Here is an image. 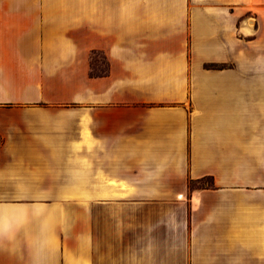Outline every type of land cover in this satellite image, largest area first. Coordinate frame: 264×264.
I'll list each match as a JSON object with an SVG mask.
<instances>
[{"label": "crops", "instance_id": "1", "mask_svg": "<svg viewBox=\"0 0 264 264\" xmlns=\"http://www.w3.org/2000/svg\"><path fill=\"white\" fill-rule=\"evenodd\" d=\"M0 264H264V0H0Z\"/></svg>", "mask_w": 264, "mask_h": 264}, {"label": "rangeland", "instance_id": "2", "mask_svg": "<svg viewBox=\"0 0 264 264\" xmlns=\"http://www.w3.org/2000/svg\"><path fill=\"white\" fill-rule=\"evenodd\" d=\"M92 62H93V73H103L106 70V61L102 54L95 53L91 55Z\"/></svg>", "mask_w": 264, "mask_h": 264}, {"label": "trees", "instance_id": "3", "mask_svg": "<svg viewBox=\"0 0 264 264\" xmlns=\"http://www.w3.org/2000/svg\"><path fill=\"white\" fill-rule=\"evenodd\" d=\"M93 54H95V53H93ZM91 64L93 65L92 58H91Z\"/></svg>", "mask_w": 264, "mask_h": 264}]
</instances>
